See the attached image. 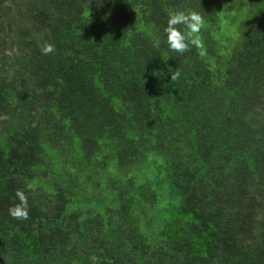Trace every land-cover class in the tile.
Returning <instances> with one entry per match:
<instances>
[{"label":"trees","instance_id":"obj_1","mask_svg":"<svg viewBox=\"0 0 264 264\" xmlns=\"http://www.w3.org/2000/svg\"><path fill=\"white\" fill-rule=\"evenodd\" d=\"M0 264H264V0H0Z\"/></svg>","mask_w":264,"mask_h":264},{"label":"clouds","instance_id":"obj_2","mask_svg":"<svg viewBox=\"0 0 264 264\" xmlns=\"http://www.w3.org/2000/svg\"><path fill=\"white\" fill-rule=\"evenodd\" d=\"M166 26L162 34H156L153 47L160 48L162 43L175 53L186 52L191 45L199 43V34L205 27V17L195 10L171 9L167 13ZM54 49L51 45L43 47L47 54ZM174 78V77H171ZM16 198L19 203L9 209V214L17 220H26L29 215L28 199L24 192L17 190Z\"/></svg>","mask_w":264,"mask_h":264},{"label":"rangeland","instance_id":"obj_3","mask_svg":"<svg viewBox=\"0 0 264 264\" xmlns=\"http://www.w3.org/2000/svg\"><path fill=\"white\" fill-rule=\"evenodd\" d=\"M237 29V25H236V27H233V30H236ZM7 53H8V51H7Z\"/></svg>","mask_w":264,"mask_h":264}]
</instances>
